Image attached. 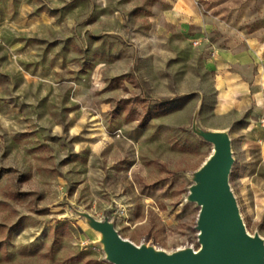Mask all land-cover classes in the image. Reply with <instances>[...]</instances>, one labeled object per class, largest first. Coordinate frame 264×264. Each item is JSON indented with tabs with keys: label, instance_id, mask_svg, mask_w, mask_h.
Wrapping results in <instances>:
<instances>
[{
	"label": "rangeland",
	"instance_id": "1",
	"mask_svg": "<svg viewBox=\"0 0 264 264\" xmlns=\"http://www.w3.org/2000/svg\"><path fill=\"white\" fill-rule=\"evenodd\" d=\"M85 1L0 0V264H39L44 256L53 264H114L100 226L165 251L197 248L206 227L214 252L235 264L250 250L226 185L264 247V119L261 129L247 110H214L230 81L214 66L215 28L197 22L208 1L101 0L97 12ZM251 9L249 26L263 24L264 7ZM233 71L247 76L252 68ZM127 73L138 93L122 103L95 99L106 80ZM115 114L134 121L140 140L200 159L180 170L159 158L147 163L122 136L95 157L74 149L72 122ZM214 148L217 168H201ZM92 163L113 170L111 179L91 175Z\"/></svg>",
	"mask_w": 264,
	"mask_h": 264
},
{
	"label": "crops",
	"instance_id": "2",
	"mask_svg": "<svg viewBox=\"0 0 264 264\" xmlns=\"http://www.w3.org/2000/svg\"><path fill=\"white\" fill-rule=\"evenodd\" d=\"M98 1L94 3L92 0H86L85 5L88 9L90 8L91 12L94 10L97 12V9L92 7L102 5L103 2ZM206 1H208L206 12L198 17L197 22L201 24L203 30L204 28H215L214 48L216 53H214V66L224 69L220 77L223 76L230 81L224 88L220 87L214 110L218 112L232 111L233 109L247 110L248 118L253 122L252 125L262 129L261 125H264V122L260 125V121L264 119V22L255 27L249 26V24L254 18L251 14V8L260 5L262 11L264 0ZM99 13L102 12L99 11ZM259 20H262V18ZM242 65L250 66L252 72L250 74L246 73L247 76H244L243 73L233 71L235 67ZM87 119H90V116ZM87 119L85 117L78 119L70 125L72 131L76 134V140L73 142L76 151L79 152L89 148L95 157L101 153L106 145L117 138L120 139L119 137L122 136L128 140L129 144L137 143L135 150L138 160L141 156L146 157L147 163L153 158L161 160L157 154L150 152L148 149L149 145L157 140H140L138 131L140 128L136 127L133 120L126 122L120 114H115L113 120H115L116 125L109 127L101 116L89 120L91 125L87 124ZM88 128H93V132L86 133L85 131H88ZM115 128L119 130L114 131ZM98 166V164L92 163L89 173L91 175H101L102 179L106 177L111 179L110 176L106 175H113L114 171L101 172ZM100 228L102 229L101 234L106 236L105 239L102 236L101 238L112 249L118 261H126L132 258V251L115 240L117 232L105 226H100ZM83 239L87 240V237H83ZM43 259H48V257H41L39 264L42 263Z\"/></svg>",
	"mask_w": 264,
	"mask_h": 264
},
{
	"label": "bare ground",
	"instance_id": "3",
	"mask_svg": "<svg viewBox=\"0 0 264 264\" xmlns=\"http://www.w3.org/2000/svg\"><path fill=\"white\" fill-rule=\"evenodd\" d=\"M117 41L120 43L122 42L119 39H117ZM104 45L108 50L113 47L112 43H105ZM106 83H108L106 87L93 94L95 99L102 103H115L121 97L135 94L140 91L139 82L136 78H133L130 73L114 76L110 80H106ZM106 123L109 127H112L115 125V120L108 117ZM148 149L150 152L157 154L165 163V165L171 170L187 169L200 159L199 152H185L169 149L159 141L152 142L149 145ZM216 152L217 148H214L213 151L203 160L201 168H217L218 161L216 160L215 156ZM224 177H226V174H224ZM225 190L231 201V204L236 209L234 220L237 223L241 234L246 240L247 247L258 254L256 264H264V247L261 238L257 234L250 233L246 229V226L240 217L237 204L234 201V196L227 185L225 186ZM206 206V202H202L200 204V218L204 217ZM101 236L103 237V239L106 238L104 234H101ZM115 240L121 243H128L132 245L135 250L147 256L150 262L154 264H195V261L203 257L208 251V243L205 239V227H201L199 229L198 240L200 242V245L197 248L165 251L160 248L148 246L144 243L136 244L128 238L120 236L119 234H115ZM105 251L108 259L113 261L114 264H119V261L116 259L112 249L107 245V243H105ZM41 264L53 263L48 259H43Z\"/></svg>",
	"mask_w": 264,
	"mask_h": 264
},
{
	"label": "water",
	"instance_id": "4",
	"mask_svg": "<svg viewBox=\"0 0 264 264\" xmlns=\"http://www.w3.org/2000/svg\"><path fill=\"white\" fill-rule=\"evenodd\" d=\"M232 207H233V209L236 212L235 207L233 205H232ZM205 214H206V211H205ZM238 229H239V227H238ZM207 230L208 229L205 227V239H206V241L208 243V251L203 257H201L200 259H198L196 261H198V262L200 261L198 264H228V263L225 262L224 259H222V257L218 256L214 252V250L212 248V243L208 239L209 236L207 234ZM239 231H240V229H239ZM240 233H241V231H240ZM242 237H243V235H242ZM245 243H246V240H245ZM122 244L125 247H128V249H130L133 254H132V258L131 259L126 260V261H119V264H154V263L150 262V260H149V258L147 256H145V255L141 254L139 251L135 250L132 245H130L128 243H122ZM257 259H258V254L256 252L250 250L248 254L238 256L236 258V263L235 264H256Z\"/></svg>",
	"mask_w": 264,
	"mask_h": 264
},
{
	"label": "trees",
	"instance_id": "5",
	"mask_svg": "<svg viewBox=\"0 0 264 264\" xmlns=\"http://www.w3.org/2000/svg\"><path fill=\"white\" fill-rule=\"evenodd\" d=\"M125 101H126V98H121V99H120V103L125 102ZM150 117H151V111L147 110V111H145V112L143 113L141 119H138V118H136V117L129 116V115H128L127 118H128V119H138V126H140V127H144L145 124H146V122H147V120H149Z\"/></svg>",
	"mask_w": 264,
	"mask_h": 264
},
{
	"label": "built area",
	"instance_id": "6",
	"mask_svg": "<svg viewBox=\"0 0 264 264\" xmlns=\"http://www.w3.org/2000/svg\"><path fill=\"white\" fill-rule=\"evenodd\" d=\"M81 242H82V244H85L86 243V240H82Z\"/></svg>",
	"mask_w": 264,
	"mask_h": 264
}]
</instances>
